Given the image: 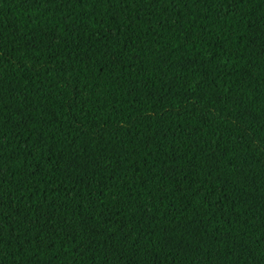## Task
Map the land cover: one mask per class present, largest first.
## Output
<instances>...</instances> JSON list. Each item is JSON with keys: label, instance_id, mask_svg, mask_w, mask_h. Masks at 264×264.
I'll use <instances>...</instances> for the list:
<instances>
[{"label": "trees", "instance_id": "1", "mask_svg": "<svg viewBox=\"0 0 264 264\" xmlns=\"http://www.w3.org/2000/svg\"><path fill=\"white\" fill-rule=\"evenodd\" d=\"M0 264H264V0H0Z\"/></svg>", "mask_w": 264, "mask_h": 264}]
</instances>
